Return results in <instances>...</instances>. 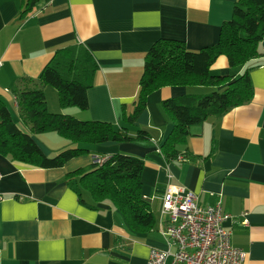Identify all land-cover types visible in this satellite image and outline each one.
<instances>
[{"label":"crops","instance_id":"0c3cea01","mask_svg":"<svg viewBox=\"0 0 264 264\" xmlns=\"http://www.w3.org/2000/svg\"><path fill=\"white\" fill-rule=\"evenodd\" d=\"M237 1L39 0L22 14L27 0H0V100L46 156L77 145L56 133L39 134L43 140L32 134L20 116L16 90L42 89L53 114L127 127L130 136L138 130L151 134L144 141L93 146L90 154L57 169L0 156V264H147L151 250H175L160 232L162 195L169 185L189 189L203 207L222 202L231 216L224 227L232 233V245L247 253L244 264H264V39L263 57L254 62L230 68L221 56L212 66L214 75L234 77L251 68L254 95L221 117L192 127L178 146L186 159L167 161L162 155L175 127L163 102L203 97L215 89L164 87L148 96L134 124L122 118L135 110L151 47L160 40L181 41L190 51L215 45ZM74 45L88 49L98 66L87 110L62 106L57 89L37 84L57 51ZM119 153L144 160L142 195L159 211L150 231L130 229L108 201L97 209L83 205L68 185L66 176L91 167L94 157Z\"/></svg>","mask_w":264,"mask_h":264},{"label":"trees","instance_id":"16d2710c","mask_svg":"<svg viewBox=\"0 0 264 264\" xmlns=\"http://www.w3.org/2000/svg\"><path fill=\"white\" fill-rule=\"evenodd\" d=\"M22 14L32 11L39 0H27ZM264 0H238L232 19L220 30L218 42L199 51H190L185 43L173 40L157 41L145 58L140 79L141 90L131 115L123 114L128 125L136 122L144 112L148 96L164 87H209L213 93L196 97L186 95L163 102L164 111L175 127L161 147L167 161L179 159L178 146L191 135V128L203 124L210 117H221L233 108L250 102L254 95L249 70L238 76L212 73L219 57L228 59L230 68H240L263 57ZM98 66L84 46L74 45L57 51L43 69L39 85L51 86L59 92L62 106L89 107L88 90ZM22 120L32 134L56 133L77 145L46 156L31 134L18 127L4 101L0 100V156L43 169L62 168L71 160L90 154L91 147L108 142L126 143L150 139L147 130H138L130 136L129 129H117L113 124L98 121H80L73 116L53 114L48 110L42 89L15 91ZM144 160L115 154L103 165L93 164L66 176L68 185L79 201L93 209L99 203L110 202L119 211L133 231H150L156 226L152 207L142 195Z\"/></svg>","mask_w":264,"mask_h":264},{"label":"built area","instance_id":"2783aa9c","mask_svg":"<svg viewBox=\"0 0 264 264\" xmlns=\"http://www.w3.org/2000/svg\"><path fill=\"white\" fill-rule=\"evenodd\" d=\"M107 160L96 156L93 163L103 165ZM161 215V235L175 250L153 249L147 264L245 263L247 253L232 245V233L224 227L231 216L222 202L203 207L189 189L169 185L162 195Z\"/></svg>","mask_w":264,"mask_h":264},{"label":"rangeland","instance_id":"374dc122","mask_svg":"<svg viewBox=\"0 0 264 264\" xmlns=\"http://www.w3.org/2000/svg\"><path fill=\"white\" fill-rule=\"evenodd\" d=\"M214 91V90H213ZM211 93H213L212 91H211ZM210 93V94H211ZM52 134H54L53 132H51ZM55 135H57V134H55ZM38 137H40V139H42L43 140V136L42 135H39L38 134ZM56 137H60V136H56ZM61 139H64V138H61ZM65 140V139H64ZM51 141H54V138H52L51 139ZM45 142H46V138H45ZM53 150V149H52ZM56 154H58V152H55V151H51V153H50V157H53V156H55ZM152 211L155 213V215H157L158 213H159V211H158V208L157 207H154L153 209H152Z\"/></svg>","mask_w":264,"mask_h":264}]
</instances>
